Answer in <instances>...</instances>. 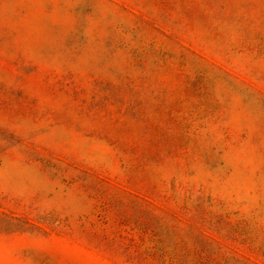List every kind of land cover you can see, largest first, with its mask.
I'll return each instance as SVG.
<instances>
[{
	"label": "rangeland",
	"instance_id": "rangeland-1",
	"mask_svg": "<svg viewBox=\"0 0 264 264\" xmlns=\"http://www.w3.org/2000/svg\"><path fill=\"white\" fill-rule=\"evenodd\" d=\"M0 264H264V0H0Z\"/></svg>",
	"mask_w": 264,
	"mask_h": 264
}]
</instances>
